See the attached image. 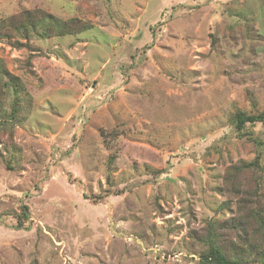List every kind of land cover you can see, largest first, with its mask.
Instances as JSON below:
<instances>
[{
  "label": "rangeland",
  "instance_id": "1",
  "mask_svg": "<svg viewBox=\"0 0 264 264\" xmlns=\"http://www.w3.org/2000/svg\"><path fill=\"white\" fill-rule=\"evenodd\" d=\"M22 9L91 27L34 37L31 64L0 39L26 89L0 124V264H198L194 232L251 234L264 122L234 113L264 110V0H0V19Z\"/></svg>",
  "mask_w": 264,
  "mask_h": 264
},
{
  "label": "trees",
  "instance_id": "2",
  "mask_svg": "<svg viewBox=\"0 0 264 264\" xmlns=\"http://www.w3.org/2000/svg\"><path fill=\"white\" fill-rule=\"evenodd\" d=\"M90 27V23L83 22L77 17L64 20L43 9H22L16 14L0 19V39H5L14 47L28 48L30 53L27 62L31 64L38 50L30 44V40L34 37L48 38L77 34ZM25 93L26 89L21 78L9 71L5 61L0 57V119H2L0 124L4 125L6 120L12 125L21 123ZM8 94L11 96L8 102L10 109H5ZM257 122H264V110L253 113L237 110L234 113V128L238 133L245 134L246 125ZM256 166H259L256 159L242 160L232 166L229 171L231 174L225 181L227 188L240 179V176H235L237 172L253 170ZM260 186L261 183L255 180L252 185L254 192L249 194V203L244 211L243 219L252 229L249 236L240 234L237 228L239 225L230 220L215 221L207 229H203L202 233L194 232L191 235L204 247L199 253L198 264H255L256 262L264 264V204L258 192ZM19 216L21 226L29 218L27 205H23V212ZM233 237H237L235 238L237 240Z\"/></svg>",
  "mask_w": 264,
  "mask_h": 264
}]
</instances>
